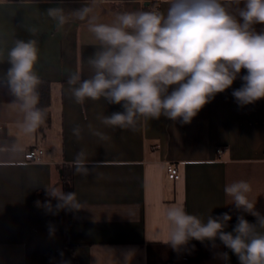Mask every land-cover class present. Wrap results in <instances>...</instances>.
Wrapping results in <instances>:
<instances>
[{
  "label": "crops",
  "instance_id": "crops-1",
  "mask_svg": "<svg viewBox=\"0 0 264 264\" xmlns=\"http://www.w3.org/2000/svg\"><path fill=\"white\" fill-rule=\"evenodd\" d=\"M87 2L0 3V50L4 52L0 55V144L15 143V122L22 118L6 107L14 97L2 79L10 67L3 63L6 50L15 39L39 41L36 70L42 81L50 83L51 100L50 122L33 136L19 138L23 152L0 153V264H125L129 253L128 264H239L219 239L215 246L192 240L179 252L151 239L161 226L162 209L172 203L183 204L187 212L202 219L228 213V232L233 231L239 215L255 224V216L228 204L224 186L237 180L251 183L249 198L264 216V99L238 106L232 95L243 84L238 77L190 124L162 116L142 120L135 131L104 126L98 117L122 112V105L103 100L77 104L67 84L70 72L79 70L82 79L92 74L86 61L95 48L86 23L70 18L57 29L46 14L51 7L63 8L66 13L79 10ZM155 6L166 11L167 0H107L96 11L103 22H111L116 12ZM231 8L234 11L235 5ZM255 29L264 31V25H255ZM246 74L242 69L240 76ZM77 125L82 129L80 139L72 131ZM89 125L108 139L93 135ZM219 147L222 153L217 152ZM32 149L44 151L40 161L25 160ZM82 149L92 161L87 165L88 176L68 166ZM169 163L178 165L179 180L168 178ZM65 178L71 180L84 208L57 215L38 208L37 200L51 199L56 205L57 200L47 197L44 187L61 185L64 191ZM224 252L228 253L227 262L218 257Z\"/></svg>",
  "mask_w": 264,
  "mask_h": 264
},
{
  "label": "clouds",
  "instance_id": "clouds-1",
  "mask_svg": "<svg viewBox=\"0 0 264 264\" xmlns=\"http://www.w3.org/2000/svg\"><path fill=\"white\" fill-rule=\"evenodd\" d=\"M104 3L107 0H88L79 10L66 13L63 8L51 7L46 12L57 29L63 28L70 18L86 23L95 48L86 61L92 74L82 79L79 70L70 72L67 84L77 104L103 100L122 105V112L98 117L104 126L135 131L142 120H158L162 116L190 124L238 77L243 84L232 92L238 106L264 99V31L255 29V25H264V0H167L166 11H121L114 13L111 22H103L96 11ZM231 5H235L234 11ZM32 31L35 33V29ZM0 55H4L3 50ZM39 60L36 38L15 39L6 50L3 63L10 67L2 79L14 97L6 107L22 118L15 122V143L0 144V153L23 152L19 138L33 136L45 123V110L39 107ZM242 69L247 74L240 76ZM89 129L101 140L108 139L91 125ZM72 131L77 139L81 138L79 125ZM90 163L82 149L68 166L75 173L88 176ZM44 189L47 197L57 200L55 206L51 199L35 202L46 213L57 215L60 211L84 208L76 192L65 193L61 185ZM223 191L229 198L228 204L255 216L256 223L239 215L233 231L228 232V213L202 219L187 212L183 204L172 203L162 209L161 226L154 231L151 241L179 252L192 240L209 241L215 246L219 239L237 256L239 264H264V216L255 210L256 201L249 198L251 183L237 180L226 184ZM50 233H54L51 227ZM131 255L125 257V264ZM218 257L226 262L229 259L227 252Z\"/></svg>",
  "mask_w": 264,
  "mask_h": 264
},
{
  "label": "built area",
  "instance_id": "built-area-1",
  "mask_svg": "<svg viewBox=\"0 0 264 264\" xmlns=\"http://www.w3.org/2000/svg\"><path fill=\"white\" fill-rule=\"evenodd\" d=\"M155 8L160 10L159 6ZM223 148H217L218 153H222ZM44 151L41 149H32L26 152L25 160L28 162H38L42 159ZM167 176L170 180L177 181L181 178V173L179 171L178 165L176 163H169L166 167Z\"/></svg>",
  "mask_w": 264,
  "mask_h": 264
},
{
  "label": "trees",
  "instance_id": "trees-1",
  "mask_svg": "<svg viewBox=\"0 0 264 264\" xmlns=\"http://www.w3.org/2000/svg\"><path fill=\"white\" fill-rule=\"evenodd\" d=\"M40 93V105L39 107L45 110L46 117L45 123L50 122V114L48 112V107L50 106V83L46 81H42L41 85L38 88ZM64 192L69 193L73 192V187L70 179L65 178L64 182Z\"/></svg>",
  "mask_w": 264,
  "mask_h": 264
}]
</instances>
